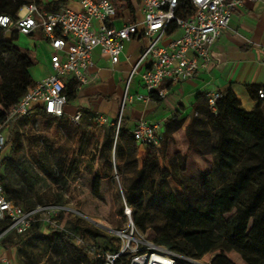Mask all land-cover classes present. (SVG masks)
<instances>
[{
	"label": "trees",
	"instance_id": "1",
	"mask_svg": "<svg viewBox=\"0 0 264 264\" xmlns=\"http://www.w3.org/2000/svg\"><path fill=\"white\" fill-rule=\"evenodd\" d=\"M62 3L63 0H58L48 4L44 9L55 11L61 7ZM113 3L116 9L127 8L131 20L135 21V9L131 0H113ZM18 10L19 5L13 0H0V14L14 17ZM193 12L194 7L188 1L179 0L175 11L177 16L186 19ZM176 29V24L172 21L167 28V35L175 33ZM14 38L15 35L12 34L11 38L7 39L3 28L0 27V106L2 109L15 105L35 83L30 74L31 60L14 43ZM76 88L77 84L73 78L65 82L64 92L67 102L74 98ZM257 89H259L258 86L250 88V94L253 95ZM200 97L198 96L197 100ZM203 97L205 104L201 117L193 119L196 127L189 126L185 129L187 151L192 149L200 155H210L212 159L210 169L201 173L199 178L194 179L185 173L186 154L175 153L168 159L166 165L160 162L167 153L168 140L179 127H166L158 147L146 145L140 164L137 163L135 156L136 141L131 132L122 127V118H120L117 133L119 143L123 140L126 147L125 150L122 149L131 158L128 159V163L134 167L130 182L125 186L128 203L137 207L133 212V222L140 229L145 230L149 215L145 210L142 215L139 214V208L142 211L145 206H142L141 197L132 195V190L137 184H140L137 186L138 189L147 184L152 194L147 197L146 202L156 206L155 209L160 213L161 220L160 224L151 226L154 231L151 241L192 259H200L221 240V237L215 234L216 229L213 225L215 214L219 211H229L234 199L248 187L242 177L228 184L231 175L248 155L255 151L264 152V107L261 101L254 109L246 111L241 108L235 94L228 89L222 92V96L217 100L216 111L211 112L204 95ZM27 113H29L28 116H15L8 123L9 139L6 140L5 146L8 143L12 144L11 155L7 158V173H0V182L9 199L18 205L22 203L23 206H20L24 209H31L42 201L31 192L33 182L29 177L28 165L22 158L15 157L14 153L21 147V128L27 125L35 114H39L49 122L56 119L45 113L40 106L31 107ZM58 119L65 121L66 117L62 116ZM175 122V126H178L179 122ZM111 136L112 129L105 127L101 140L103 147ZM71 164L73 165V161ZM72 168L76 169V167ZM247 174H250L249 171ZM168 178L181 188L179 194L176 195L165 187ZM39 180L43 181L41 177ZM59 180L62 184L66 183L64 177H60ZM260 189L248 195L247 206L237 212L233 226L222 238L225 237L231 244L255 254L257 263L264 264V208H261V204L264 203V185ZM61 198L59 194L58 199ZM2 224L3 227H1L4 229L6 222ZM12 235L3 236L0 244L7 249L16 250L17 264H34L30 259L22 260L23 255L27 256L26 241L46 242L51 251L46 259L50 260L52 256H55L54 264H103L100 258H103L106 253L118 251L110 236L74 223L68 227L56 225L49 228L40 221H35L24 233L11 237ZM86 235L91 238V243L77 246L72 242L73 238L83 240ZM224 246L227 247V244ZM227 248L225 252L221 250L220 254L232 261L229 253L237 251L232 247ZM89 254L93 257H89ZM124 260L125 257L121 255L117 261L122 263Z\"/></svg>",
	"mask_w": 264,
	"mask_h": 264
},
{
	"label": "built area",
	"instance_id": "2",
	"mask_svg": "<svg viewBox=\"0 0 264 264\" xmlns=\"http://www.w3.org/2000/svg\"><path fill=\"white\" fill-rule=\"evenodd\" d=\"M77 1L81 6L79 11L67 7L47 11L38 7L35 1H30L22 7L24 13L18 11L14 17L0 14V27L4 31L29 34L39 27L53 50L50 57L52 72L36 81L15 105L7 109L0 106V152L7 140L4 129L15 116H23L33 106L42 107L45 113L54 118L64 116L67 103L64 77L71 76L77 87L87 83L91 78L88 67L92 64L94 47H99L112 63H117L124 42L141 34L147 42L139 60L132 66L129 78L138 74V66L144 63L140 78L148 94L138 98L149 100L154 92L163 98L166 89L161 84L164 80L178 82L208 67L214 42L227 27L232 12L244 2L186 0L194 7V12L182 19L175 13L179 0H137L142 20H127L116 27L112 24V18L116 15L113 0ZM172 21L176 24L177 34L165 41L167 28ZM261 61L264 62V55ZM256 94L258 99L264 100V88L257 89ZM204 96L210 111L215 112L222 91L208 90ZM80 117L78 110L69 118L76 123ZM120 118L119 115L116 120L109 121L107 117L100 116L97 122L112 127L117 136ZM131 134L137 143L144 146L158 147L162 140L160 124H151L143 119L136 122ZM67 210L61 204H42L24 209L6 196L0 182V241L6 234L24 233L35 221H40L46 227L56 226L60 214ZM3 222H6L4 229ZM125 230L114 232L115 235L122 234L125 246L117 252L106 253V264H118L119 256L130 247L131 251H127L130 256L121 264H177L179 260H187L179 253L145 239L132 224L127 225ZM72 242L77 246L85 243L80 238H73ZM1 261L7 262V259L2 258Z\"/></svg>",
	"mask_w": 264,
	"mask_h": 264
},
{
	"label": "crops",
	"instance_id": "3",
	"mask_svg": "<svg viewBox=\"0 0 264 264\" xmlns=\"http://www.w3.org/2000/svg\"><path fill=\"white\" fill-rule=\"evenodd\" d=\"M19 5L20 13H24L22 7L30 1H35L37 6L46 9V6L58 0H13ZM134 6L135 21L142 20V13L139 2L131 0ZM120 5V4H119ZM61 7H67L79 11L81 6L77 0H63ZM60 7V8H61ZM116 15L112 18V24L116 27L131 20L127 8L118 7ZM96 25V23H94ZM141 27V25H139ZM14 34V43L25 52L31 60L30 74L34 82L39 81L51 72L50 57L53 52L41 28L33 29L29 34H21L16 31H4V36L9 39ZM177 32L167 35L165 41L176 35ZM146 38L137 34L129 41L124 42L123 51L117 63H112L107 55H104L99 47L92 50V64L88 67L90 80L76 88L73 98L74 102L68 101L64 107L65 121L55 118L54 121L71 123L70 115L80 111L81 119L85 129H98L101 131V138L106 124L102 128L90 127L92 124H100L97 119L100 116L107 117L114 121L120 115L122 127L132 132L138 120H145L148 123H159L163 133L166 127H179L172 133L168 140L167 153L161 164H167L168 159L175 153L188 155L187 140L185 137L186 127L193 126V119L201 117L204 108V97L206 91L216 89L222 92L230 89L240 101L241 108L246 111L254 109L259 101L256 92L250 94L249 89L258 86L264 88V62L261 61L264 55V0H244L243 5L235 9L228 21L227 27L221 32L210 50L209 65L200 69L194 76L178 82L164 80L161 84L166 89L163 98L156 92L150 95L149 100L139 99L140 95H147L148 91L141 81L140 73L144 70L145 64L138 66V74L129 78L132 66L139 60L146 45ZM65 76V82L71 79ZM198 96H201L197 100ZM24 114L23 117L28 116ZM41 117L35 114L33 117ZM175 121L179 122L175 126ZM74 123V122H73ZM19 129V127H15ZM111 129H113L111 127ZM4 134L9 139L7 129ZM177 136H182L186 143L182 142L181 147L175 143ZM120 145L125 150L123 140ZM12 144L8 143L0 152V173H7V158L11 155ZM146 147L136 142V158L140 164ZM190 151V150H189ZM191 151H193L191 149ZM196 152V151H195ZM201 159L204 157L196 152ZM187 156L185 173L196 179V176L189 175ZM211 167V165H210ZM209 168L203 170L208 171ZM5 258L11 264L15 260L16 250H6ZM8 262V261H7ZM7 262L1 261L0 264Z\"/></svg>",
	"mask_w": 264,
	"mask_h": 264
},
{
	"label": "rangeland",
	"instance_id": "4",
	"mask_svg": "<svg viewBox=\"0 0 264 264\" xmlns=\"http://www.w3.org/2000/svg\"><path fill=\"white\" fill-rule=\"evenodd\" d=\"M72 101L73 99H71V104L74 103ZM262 107H264V102H262ZM80 119L76 123L67 124L62 121L49 122L37 116L32 117L29 123L21 128V147L18 152L14 153V156L22 158L29 167V177L33 182L31 192L36 197H40L42 201L38 205H65L69 210L60 214L56 222L57 226L68 227L74 223L96 229L110 236L118 250L122 249L123 245L125 246V242L122 234L119 236L114 232L116 230L126 231L127 225L132 224L140 235L152 240L154 231L151 226L160 224L161 220L160 213L155 209L156 206L146 202L147 197L152 194L151 190L147 184L141 189L137 188L140 186L137 184L132 190V195L141 197L142 206H145L142 211L139 208V214L142 215L145 210L149 215L145 230H142L133 222V212L137 207L128 203L125 191V186L130 182L134 173L133 165L128 163V159L131 158L120 146L113 129L111 138L103 147L101 145L102 130L82 128L87 125H84ZM90 127L102 128L103 125L92 124ZM182 142L186 143L182 136H177L175 143L178 147H181ZM187 156L189 158L187 173L197 178L203 170L210 167L212 162L210 155H205L200 159L194 150H188ZM72 167L76 169L73 170ZM39 177L43 181L39 180ZM60 177H64L65 184L61 183ZM239 177L243 178L248 186L247 189L234 199L229 211H219L215 214L213 221L215 234L221 237V240L200 259L187 257V260H179L177 264H258L255 254L231 244L227 238H222V236L228 234L237 212L247 206L248 195L260 191L264 185V152L255 151L248 155L231 175L228 184L234 183ZM165 187L176 195L181 192V188L171 178L166 180ZM59 194L62 196L61 199H58ZM20 205L23 206L22 203ZM261 208H264V203L261 204ZM83 240L85 243H91V238L87 235ZM225 244L239 252L229 253L232 261L220 254L221 250L225 252L228 249L224 246ZM25 249L27 256H22L23 261L30 259L34 264H54L56 261L55 256H52L50 260L46 259L51 251L47 243L41 240L26 241ZM131 249L130 247L123 252L125 259L130 256V252L127 251ZM6 250L7 248L0 244V259L5 258ZM88 256L93 257L91 254ZM6 259L8 261L6 264H10L8 258ZM100 259L103 264L108 262L105 256ZM17 261L16 254L11 264H17Z\"/></svg>",
	"mask_w": 264,
	"mask_h": 264
}]
</instances>
